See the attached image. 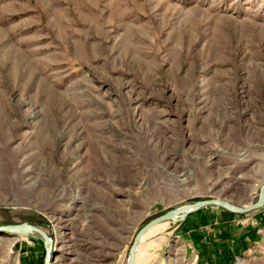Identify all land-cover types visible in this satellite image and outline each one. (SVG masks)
<instances>
[{"label":"rangeland","instance_id":"1","mask_svg":"<svg viewBox=\"0 0 264 264\" xmlns=\"http://www.w3.org/2000/svg\"><path fill=\"white\" fill-rule=\"evenodd\" d=\"M263 181L264 0H0V226L48 264H127ZM220 208L138 264H264V203Z\"/></svg>","mask_w":264,"mask_h":264},{"label":"water","instance_id":"2","mask_svg":"<svg viewBox=\"0 0 264 264\" xmlns=\"http://www.w3.org/2000/svg\"><path fill=\"white\" fill-rule=\"evenodd\" d=\"M263 203H264V181L259 188L258 197H257L256 201L251 202L249 204L238 206V205L232 204L226 200H222L219 198H211V199H205V200H198V201H195L191 204H186V205H182L180 207L174 208V209L167 210L165 213L153 218L148 223H146L139 230V232L136 234V236L134 237L133 242L129 248V251H128L127 264H133V261H134L133 255H134L135 244H136L138 235L146 227L150 226L151 224H154V223L162 221V220H173L174 216L177 212H181V217H180V220H181V219L185 218V216L187 214H189L190 212H193V211L199 209L200 207L206 206V205H216V206H220V207H222V208H224L230 212L243 213V212H247V211H250L252 209L258 208V207L262 206ZM0 231H3V232H6V231H11V232L34 231V232H38L43 237L44 244L47 240L48 241L51 240L49 237H47L45 235V233L42 230H40L36 226H33L31 224H28V223L2 225V226H0ZM45 248H46V258H45L44 264H48V258H49L50 250L47 249L46 245H45Z\"/></svg>","mask_w":264,"mask_h":264},{"label":"bare ground","instance_id":"3","mask_svg":"<svg viewBox=\"0 0 264 264\" xmlns=\"http://www.w3.org/2000/svg\"><path fill=\"white\" fill-rule=\"evenodd\" d=\"M180 217H181V212H177L174 216V219L173 220H162V221H159V222H156L154 224H151L150 226L146 227L137 237V241H136V244H135V250H134V255H133V264H138L137 262V258H136V251H137V247L138 245L143 241L145 240L146 238L160 232V231H163L165 229V227L167 226V223L169 222H175V221H178L180 220ZM6 232H9V233H14L18 236H22L23 234H29L30 232H34V231H29V232H20V231H15V232H11V231H6ZM50 240L46 241L45 242V245L47 247V249H49L48 247V244H49Z\"/></svg>","mask_w":264,"mask_h":264},{"label":"trees","instance_id":"4","mask_svg":"<svg viewBox=\"0 0 264 264\" xmlns=\"http://www.w3.org/2000/svg\"><path fill=\"white\" fill-rule=\"evenodd\" d=\"M220 210H221V211H224V209H223V208H220Z\"/></svg>","mask_w":264,"mask_h":264}]
</instances>
